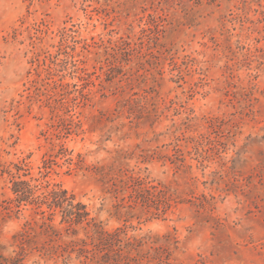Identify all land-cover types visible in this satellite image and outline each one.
<instances>
[{
  "label": "rangeland",
  "instance_id": "obj_1",
  "mask_svg": "<svg viewBox=\"0 0 264 264\" xmlns=\"http://www.w3.org/2000/svg\"><path fill=\"white\" fill-rule=\"evenodd\" d=\"M15 180L142 240L130 264H264V0H0L1 253L93 264Z\"/></svg>",
  "mask_w": 264,
  "mask_h": 264
},
{
  "label": "trees",
  "instance_id": "obj_2",
  "mask_svg": "<svg viewBox=\"0 0 264 264\" xmlns=\"http://www.w3.org/2000/svg\"><path fill=\"white\" fill-rule=\"evenodd\" d=\"M136 181L138 183H136L137 187L134 192L136 194L135 197H139L143 195L142 182L140 179H136ZM35 187L30 185L27 180L13 181L11 191L15 195L17 206L25 203H35L39 204L38 206L46 204L50 209L60 208L62 221L67 223V233L76 236L79 229H82L85 236L82 239L70 240L68 245L74 246L76 243H81L76 246H79L78 249L85 254L91 253L93 264H110L108 260L102 261V258L111 259L116 262L115 264H130L132 261L138 260L134 251L142 245V240L133 239L132 241L120 229H116L113 232L108 231L100 222L89 217L90 212L85 204L76 200L73 194H69L66 189H62L59 185L49 191L42 192L41 195L35 194ZM148 194L152 195L150 192ZM153 197L149 196L146 199L154 200ZM48 228L52 232H56L53 225L48 224ZM21 235H25V232L24 234L21 233ZM59 238H61L60 231ZM87 245H90L91 248H88ZM1 249L2 247L0 246V264H9L10 260L1 253ZM12 264H17V262L14 261Z\"/></svg>",
  "mask_w": 264,
  "mask_h": 264
}]
</instances>
